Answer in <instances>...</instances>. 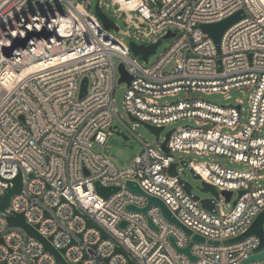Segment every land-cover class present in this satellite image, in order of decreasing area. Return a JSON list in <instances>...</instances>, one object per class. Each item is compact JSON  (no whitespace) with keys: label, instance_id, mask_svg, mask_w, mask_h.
Returning <instances> with one entry per match:
<instances>
[{"label":"built area","instance_id":"built-area-1","mask_svg":"<svg viewBox=\"0 0 264 264\" xmlns=\"http://www.w3.org/2000/svg\"><path fill=\"white\" fill-rule=\"evenodd\" d=\"M91 2L0 0V197L14 187L18 174L22 177L21 192L0 213V264H243L264 252L256 251L260 238L254 234L226 243L247 232L264 211L259 183L264 179L259 174L264 169V2L98 0L96 6L114 27H106ZM240 10L245 17L225 31L218 54L201 24ZM121 18L133 29V36L124 33L129 44L111 31H119ZM169 33L173 43L153 62L151 55L144 61L132 51V42L162 43ZM121 64L132 77L123 100L131 120L163 128L180 120L193 125L171 130L168 153L160 136L157 146L138 136L143 150L119 169L94 147H104L112 132H120L114 124L122 122L115 100L116 89L126 83L120 82ZM85 78L87 94L80 98ZM232 90L247 97V116L242 98L229 105L205 98H230ZM176 151L217 155L247 167L232 170L187 160L202 181L217 189L216 213L180 184L179 165L186 159L177 161ZM175 163L178 176L169 173ZM128 181L161 199L205 242L193 241L157 205L146 214L127 209L148 204L145 194L127 187ZM97 182L119 189L105 198ZM223 192H232L229 201ZM17 213L38 226L64 262L42 241L9 224ZM171 236L179 248L191 243L196 260L179 252ZM248 264H264V259Z\"/></svg>","mask_w":264,"mask_h":264},{"label":"water","instance_id":"water-1","mask_svg":"<svg viewBox=\"0 0 264 264\" xmlns=\"http://www.w3.org/2000/svg\"><path fill=\"white\" fill-rule=\"evenodd\" d=\"M96 12L99 15V17L101 18V20L103 21V23L106 25V27H114V22L110 21L108 19V17L99 11L98 6H96ZM245 17V12L243 10H240L234 14H232L231 16L223 19L222 21L219 22H214V23H204L201 24V27L203 28V30L212 38V40L215 43L216 46V50L217 53L219 54L221 52V39L223 34L225 33V31L231 27L233 24H235L236 22H238L239 20H241L242 18ZM174 34L169 33L166 38H170L172 37ZM19 43H22L23 45L25 44V41H20ZM161 44V40L158 43L149 45V46H144V45H137L136 43L132 42L131 43V48L132 51L134 52L135 55H142L144 61H148V58L150 55L156 54L157 52V47ZM12 49L11 48H5V53L6 54H11ZM119 71L121 74L120 77V82H126L127 84H130L131 82V75L128 74V72L125 69V66L123 64H121L119 66ZM87 89H88V79L85 78L82 82L81 85V92H80V98H83L86 94H87ZM146 126H148L153 132L156 133L157 137L159 138L161 131L164 129L163 127H156V126H152L148 123H143ZM118 134H121L122 136H124L126 139L128 138L124 133L118 132ZM171 135V131L167 133L166 135V139L163 143V148L165 150L166 153L169 152L168 148H167V142L170 138ZM181 165H183L185 168L189 169L194 177L200 178V176L195 173L192 168L188 165V161L187 160H182L181 161ZM177 166L178 163L173 164L170 169H169V173L171 175H175L178 176L179 173L177 171ZM184 174H186V172H183ZM31 176H33V174H31ZM180 184L183 186V188L190 194L193 196L194 199L197 200H201L202 206L208 210H210L213 213H216V200L219 197L218 191L217 189L210 184L205 183L204 181H202L203 184V191L205 192H211L212 195L214 196V198H205L202 199L200 196L194 195L192 194V185L187 182L186 180H184L182 178V176L180 177ZM14 183V187L10 188L6 191V193L0 197V213L4 211V209L9 205V201L11 199V197L19 192H21L22 190V177L21 174H18V176L13 180ZM127 187L130 188L131 190H133L134 192L137 193H141V194H145L144 191L139 187V185L135 182L132 181H128L127 182ZM96 188H97V192L102 195L103 197L107 198L109 197L111 194H113L114 192L118 191L119 188L117 187H103L100 185L99 182L96 183ZM242 192L239 193V195H241ZM223 194L226 196L227 201H229L231 199L232 196V192H223ZM148 198V204L146 207L142 208V209H137L135 206L133 205H129L127 206V209L129 210H139L144 212L145 214L147 213L148 209L150 206L152 205H157L158 207L161 208L162 213L164 215V217L171 221L172 223L176 224L177 226H179L187 235H192V239L193 241H197V242H205V238L202 237L201 235L198 234H193L192 230H190L188 227H186L184 224H182L178 219H176L173 214L170 212V210L168 209V207L166 206V204L159 198L145 194ZM236 201V200H235ZM235 201L233 203H235ZM8 222L10 225L12 226H18L21 227L22 229H24L28 235L42 241L44 243L45 248L50 251L52 254H54L57 257V260L59 262H64V259L62 257V254L58 251H56L52 245L50 244L49 240L43 238L39 232L37 231V227H33L31 225H29L24 217V213H17L14 214L12 216H10L8 218ZM149 222L152 223V221L149 219ZM91 225V224H90ZM122 226L125 225V222H123L121 224ZM264 211H262L259 216L256 218V220L254 221V223L252 224V226L249 228V230L247 232H245L244 234L227 240L226 243H232V242H237L240 240L245 239L246 237H248L249 235H257L260 238V245L259 247L256 249V251H260L264 248ZM170 240L172 241V243L176 246V241L174 237H170ZM211 244H218V242H214L211 241ZM177 247V246H176ZM190 247H191V243L189 244V246H187L186 248H179L177 247V250L179 252L185 253L187 254L190 259L192 260H196V258L194 256H192L191 251H190ZM62 253L64 252V250L61 251ZM263 260L264 259V252H260L254 256H252L251 258H249L245 263L243 264H248L250 263L252 260Z\"/></svg>","mask_w":264,"mask_h":264},{"label":"rangeland","instance_id":"rangeland-1","mask_svg":"<svg viewBox=\"0 0 264 264\" xmlns=\"http://www.w3.org/2000/svg\"><path fill=\"white\" fill-rule=\"evenodd\" d=\"M97 1L98 0H92L91 6L93 9H95ZM110 17H111V13H110ZM116 23L119 27V31L116 30L115 28H111V31L117 37L122 39L125 43L129 44L131 40L124 33L129 32L130 35L133 36V29L129 30L123 18L116 20ZM172 43H173V38H164L162 43L157 47V54H153L150 56V62H153L156 59L157 55L165 51L167 48H169ZM138 59L141 61L140 56H138ZM173 68H174V64H172L166 71L170 72L171 69ZM126 90H127V83H121L119 87L116 89L115 92L116 107L118 114L122 116V122L117 120L115 121L114 126H118L120 128V132L121 133L125 132V135L128 138L126 139L124 136L118 134L117 131H115L111 133L104 147L99 145L94 147L95 152L104 153L107 157H109L113 161V163L119 169H122L125 166H130L136 155L143 150L144 145L143 142L139 139V137H141V139L144 142L149 143L153 146H157L158 144V137L155 132H153L148 126H146L142 122L131 120L128 117L127 112L125 111L123 106V100ZM229 95L231 96L230 98H226L221 94H212L210 96H205V98L219 105L234 104L237 98H242L244 100L243 115L247 116L248 107H249L247 102V97H245L244 94L238 90L230 91ZM181 97H183V95H180L177 98H169V100L173 101ZM186 124L193 125V122L192 121L190 122L189 120H180L172 125L167 126L161 131L160 140L164 142L168 132H170L174 128H178ZM172 155L175 156L177 161L181 159H186L194 163H204V162L219 163L224 168L232 169V170H243L247 168L244 164L232 162L225 157H220L217 155L199 156L194 153L185 154L180 151H176ZM179 171L182 178L192 185V192L195 195L200 196L203 199L212 196L211 192L203 191L202 180L200 178L194 177L193 173L189 169L185 168L183 165H179ZM183 172H186V174H184ZM259 174L264 175V169L261 170ZM259 183L264 185V179L260 180ZM236 197H237V193L234 195V199H236Z\"/></svg>","mask_w":264,"mask_h":264},{"label":"bare ground","instance_id":"bare-ground-1","mask_svg":"<svg viewBox=\"0 0 264 264\" xmlns=\"http://www.w3.org/2000/svg\"><path fill=\"white\" fill-rule=\"evenodd\" d=\"M264 2V0H262Z\"/></svg>","mask_w":264,"mask_h":264}]
</instances>
